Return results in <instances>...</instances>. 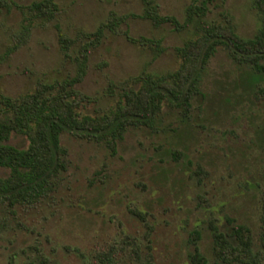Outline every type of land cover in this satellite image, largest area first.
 <instances>
[{"label": "rangeland", "instance_id": "1", "mask_svg": "<svg viewBox=\"0 0 264 264\" xmlns=\"http://www.w3.org/2000/svg\"><path fill=\"white\" fill-rule=\"evenodd\" d=\"M54 1L55 17L34 25L7 56L22 13L0 8V94L16 96L39 81L73 75L82 31L113 20L76 84L90 97L77 110L101 115L123 89L139 86L140 75L176 69L175 46L192 36L191 27L153 26L139 15L143 0ZM189 1L152 0L179 20ZM205 18L242 38L261 26L255 0H217ZM54 23L75 38L69 56L60 51ZM127 35L160 38L163 50L154 55L152 46ZM257 76L218 46L187 109L164 102L150 126H129L113 150L62 131L65 168L49 195L32 205L0 204V264H111L107 252L114 264H194L195 246L207 264H243L222 260L214 248L215 233H230L238 223L250 228L253 251H264V72ZM7 142L27 145L19 133ZM8 171L0 166L1 176Z\"/></svg>", "mask_w": 264, "mask_h": 264}, {"label": "trees", "instance_id": "2", "mask_svg": "<svg viewBox=\"0 0 264 264\" xmlns=\"http://www.w3.org/2000/svg\"><path fill=\"white\" fill-rule=\"evenodd\" d=\"M216 1L190 0L185 6L184 18L179 20L173 14L160 13L152 0H143L144 8L139 15L150 19L153 26L168 22L175 30L191 27L192 36L175 46L181 57L176 69L161 74L145 72L140 75L139 86L123 89L115 106L108 112L101 115L80 113L77 107L83 101H89L90 97L82 93L76 84L86 73L90 49L100 40L104 27L115 24L113 20L101 22L94 30L82 31L84 40H78L76 53L72 56L76 64L73 75L39 81L32 90L16 96L0 94V108L4 113L0 118V166L9 169L7 175H0V204L32 205L49 195L54 186L53 177L65 168V148L60 143L62 131L104 142L113 150L129 126H150L164 102L187 109L190 99L199 93L203 69L218 46H223L237 63L248 65L256 76L264 72V0H255L261 14V26L249 38L238 36L228 25L205 18L210 5H216ZM1 7L6 10L15 7L22 13L20 26L11 35L5 56L27 41L34 25L44 24L58 12L54 0H31L25 4L0 0ZM118 19L124 20V16ZM54 26L60 51L69 56L75 38L62 32L57 23ZM127 37L134 42L149 44L154 55L163 50L160 38ZM12 133L24 135L27 145L7 142ZM195 236H198V231H195ZM214 240L215 251L224 261L264 264V251H253L247 225H232L230 233L218 231ZM103 257L107 263L114 264L111 252ZM190 258L194 264H207V259L196 246ZM8 264L14 263L9 260Z\"/></svg>", "mask_w": 264, "mask_h": 264}]
</instances>
